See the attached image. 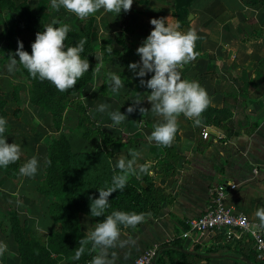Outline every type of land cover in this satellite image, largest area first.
I'll return each mask as SVG.
<instances>
[{
  "label": "rangeland",
  "instance_id": "374dc122",
  "mask_svg": "<svg viewBox=\"0 0 264 264\" xmlns=\"http://www.w3.org/2000/svg\"><path fill=\"white\" fill-rule=\"evenodd\" d=\"M175 2L179 5L184 0H133L128 12L122 10L117 15L101 9L86 19H79L63 7L59 11L53 9L51 0H0V118L7 120L6 142L20 144L22 149L16 163L7 168L0 167V242L8 247L2 256L5 264H21L26 250H29L30 256H38L40 264H85L96 255L90 251V244L87 260L74 259L77 250L75 241L81 235L88 236L97 223L91 215L73 209L64 178V148L67 145L72 152L104 148L95 132L97 128L120 142L105 147L111 154V166L119 173L115 165L121 157L128 158L126 149L138 145L140 150L152 142L148 129L143 125L145 117L139 111L141 104L133 105L137 90L145 97L150 95V90L140 85V78L128 69V65L139 62L140 57L135 54L130 56L132 54L123 49L115 38H121L128 47L136 50L153 30L149 21L158 19L159 10L166 12L167 7L173 16ZM53 20L58 21L53 27L60 24L70 26L66 46H75L82 38L87 41L82 56L89 61V71L72 90L63 93L48 81L31 78L19 64L13 72L7 68L9 54L17 50V41L22 42L23 50L31 54L36 33L42 32ZM136 21L141 28L138 31H135ZM190 21L191 18L184 19L181 25ZM108 48H112L111 54ZM13 58L18 60V57ZM97 63L102 65L99 73L92 71ZM262 66L263 63L246 81L241 70L228 63L221 73L227 79L225 89L233 87L230 79L233 78L234 84H239L250 99L264 96ZM231 68L234 69V76L228 72ZM109 72L124 79L125 87L118 95L112 94L109 89ZM239 103L236 110L241 114L242 103ZM102 104L110 107L100 112L98 108ZM80 105L86 108L90 123L80 119ZM130 106L135 109L131 114L126 111ZM113 111H120L127 116V120L114 125L108 115ZM34 156L39 165L36 175L31 178L21 176L19 168ZM154 157L157 160L155 163H147L151 174L140 176L161 186L165 199L159 202L160 208V203L167 197L163 191L164 182L173 174L167 171L166 157H161L160 153ZM133 177L128 181L135 183ZM89 197L93 198V195L84 194L82 204L90 211ZM106 211H123V197H118ZM123 228L120 227L121 237ZM174 234L172 232L171 238ZM165 241L151 240L144 248Z\"/></svg>",
  "mask_w": 264,
  "mask_h": 264
},
{
  "label": "crops",
  "instance_id": "0c3cea01",
  "mask_svg": "<svg viewBox=\"0 0 264 264\" xmlns=\"http://www.w3.org/2000/svg\"><path fill=\"white\" fill-rule=\"evenodd\" d=\"M166 9V12L159 10L161 14L158 19L170 17L175 20L169 7ZM186 11L191 14V21L181 25L180 31H196L200 39L195 51L199 52V56L179 69L180 74L184 79L199 82L211 98L209 106L222 108L227 79L221 73L225 66L233 63V68L243 70L249 80L255 74L258 61L264 57V9L254 0H191L186 5ZM135 26V31H138L140 27L137 21ZM233 68L228 69L232 76ZM152 75L146 74L145 81ZM230 79L234 88L239 86L234 84L233 78ZM137 93L143 98L141 107L149 110L143 114V125L151 135L153 125L163 123V118L150 111L151 105L142 92L137 90ZM235 98L236 102L242 103V113L230 108L229 119L234 122V127L228 136L225 133V119L220 121V125L201 123L200 130H195L193 119L183 114L178 117V131L170 147L179 157L173 161L167 158V169H170L169 172L172 170L173 175H169L164 182L166 200L160 203L155 217L146 218L135 228H123L121 240H134L135 245L109 249V258L112 252L117 253L115 264H123L133 258L148 241H165L171 238L172 232H180L184 219L202 211L210 188L219 182L235 184V188L227 193L225 204L260 224L254 213L257 208L264 207V96L252 100L236 94ZM201 131L206 132L205 137L200 135ZM138 147H130L126 152L123 149L126 155H129V150L141 153L137 166L155 163L157 160L154 156L158 153L164 157L161 146L154 141L145 144L143 149L139 150ZM126 159H131V156ZM181 243L188 254L187 264H245L228 257H198L192 248L195 244ZM209 245L213 251L220 246L247 251L252 247L248 240L226 237L224 232L217 242L210 240L200 246ZM173 255L177 256L176 253Z\"/></svg>",
  "mask_w": 264,
  "mask_h": 264
},
{
  "label": "clouds",
  "instance_id": "9594fccd",
  "mask_svg": "<svg viewBox=\"0 0 264 264\" xmlns=\"http://www.w3.org/2000/svg\"><path fill=\"white\" fill-rule=\"evenodd\" d=\"M133 0H51V7L57 11L63 7L67 12L74 14L79 19H86L103 9L107 13L119 15L121 11H130ZM153 30L143 41L142 46L136 49L140 57L139 62L130 63L128 69L140 78V85L150 90L147 101L151 105L150 111L163 118V123L153 125L149 140L158 146L170 147L178 131V117L183 114L186 118L193 119L194 126L202 123L201 114L211 104V98L198 81L182 78L179 69L195 61L199 52L195 51L196 42L200 39L195 30L180 31V22L168 18L151 19ZM53 20L42 32H37L35 42L31 44V54L23 50V44L17 41V50L9 54V72L17 70L21 65L27 70L30 77L40 81L50 82L57 91L72 90L78 80L89 71V61L82 56L86 38L80 39L75 46H66L65 41L70 31L68 24H60ZM109 54L112 48H108ZM18 57V60L13 58ZM102 65L97 63L92 70L99 73ZM152 73L150 79L145 81L146 74ZM110 81L109 89L112 94L118 95L125 87L124 79L115 73H107ZM137 94L133 105H139L143 98ZM110 106L102 104L98 111L104 112ZM134 107L127 108L131 114ZM140 113L146 114L149 110L140 107ZM114 125H119L127 120V116L120 111L109 112ZM7 120L0 118V167L7 168L16 163L22 154L21 145L7 143L5 133ZM131 159L121 157L115 167L119 173L112 177L111 186L98 190L99 198L91 201L90 214L93 217H102L110 207L109 196L117 191H123L131 176L139 178L141 174H151L149 165L137 166L139 151L129 150ZM50 163V161H49ZM38 160L34 156L19 168V174L24 177H34L38 171ZM151 213H135L113 211L102 222L98 223L87 238L79 241L80 247L75 251L74 259H79L86 251V246L91 244V252H95L90 264H115L117 253L112 252L109 258V249L124 248L135 245L134 240H121L120 227L135 228L145 222ZM261 225H264V207H259L254 213ZM6 244L0 242V257L7 252ZM127 259V255L125 256Z\"/></svg>",
  "mask_w": 264,
  "mask_h": 264
},
{
  "label": "trees",
  "instance_id": "16d2710c",
  "mask_svg": "<svg viewBox=\"0 0 264 264\" xmlns=\"http://www.w3.org/2000/svg\"><path fill=\"white\" fill-rule=\"evenodd\" d=\"M189 2H191V0H184V2L179 5L177 4L178 2H175L172 15L173 17H175V20H178L180 22V25L182 24L181 22L184 19L186 20V5ZM254 2L259 3L264 9V0H254ZM115 41L127 52L131 53L132 55H137L136 50L128 47L121 38H115ZM262 63V67L264 68V57L258 61L255 68V73L256 71H258L257 68ZM241 74L246 81H249L248 79H246L243 70H241ZM230 90H224V104L222 108L217 109L208 106L207 109L201 114L202 123L209 122L215 125H220V121L225 119L226 122L224 123V126L226 136L231 134L234 127V122L232 123L229 119L231 113L230 108H235L236 110L238 105H240L239 102L235 101V95L237 94L243 97L250 98L248 95L244 94V91L242 90L240 85L236 88L231 87ZM78 111L80 119L82 121H85V123H90V118L88 116L86 108L80 105ZM194 129L200 130V126H194ZM95 132L101 138L104 148L96 147L91 151L72 152L66 145L64 148L63 157L65 184L71 197L73 209L76 212H83L89 215H91L89 209L82 204L84 194H92L94 199L99 198L98 190L101 188H105L106 186H111L112 177L118 174V172L115 171L111 166V154L105 147L110 144L120 142L117 139L109 137L107 133L102 132L97 128H95ZM200 135H202V131L200 132ZM161 149L164 153V157L170 158L172 161L179 157L172 147L161 146ZM139 165L144 164L141 163ZM169 170L167 169L168 172ZM170 174H172V170ZM133 178L135 179V183L128 181L126 187L122 192L117 191L109 196L108 199L110 206L116 201L118 197H123V211L135 212L137 214L143 212L151 213V216L155 215L159 210V202L165 199V197H163L161 194V186L147 177L143 178L142 176H139V178H137L136 176H134ZM111 213V211H109V213L105 211V214L102 217H92L98 224ZM184 228L185 225L182 229ZM179 233L180 232L175 233L169 241L162 242L156 246L153 264H187L188 254H186V252L182 248L181 241H183V239L179 236ZM221 237L222 233L220 232L214 235L211 240L215 243L217 242V240H220ZM84 238H87V236L81 235V237L78 238L77 242L75 241L77 249L80 247L79 241ZM241 239L248 240L249 243H251V240L249 238L241 237ZM88 246H90V243L86 246L85 253L79 259L87 260L89 258V256L87 255L89 253ZM211 247L212 246L210 245L200 246L198 244H195L192 248L193 252L198 257L201 255H214L218 257H228L245 264H262L257 259L252 247L248 251L247 249H230L228 246H220L213 251L211 250ZM19 250L20 249H18V251ZM175 253L177 254V256L173 255ZM86 255L87 258H85ZM21 261V264H40L39 257L30 256L29 250H26V254L24 258H21ZM0 264H5L2 257H0Z\"/></svg>",
  "mask_w": 264,
  "mask_h": 264
},
{
  "label": "built area",
  "instance_id": "2783aa9c",
  "mask_svg": "<svg viewBox=\"0 0 264 264\" xmlns=\"http://www.w3.org/2000/svg\"><path fill=\"white\" fill-rule=\"evenodd\" d=\"M206 132L202 131V137ZM235 188L231 182H219L209 190V197L202 211L184 219L185 228L179 236L190 245H203L217 233L226 237H246L251 240L257 259L264 264V225L250 220L244 213L235 212L225 204V197ZM156 246L150 245L123 264H150L155 258Z\"/></svg>",
  "mask_w": 264,
  "mask_h": 264
},
{
  "label": "water",
  "instance_id": "95a60500",
  "mask_svg": "<svg viewBox=\"0 0 264 264\" xmlns=\"http://www.w3.org/2000/svg\"><path fill=\"white\" fill-rule=\"evenodd\" d=\"M186 18H187V20H189L191 18V14H187ZM153 262H154V258L151 260L150 264H153Z\"/></svg>",
  "mask_w": 264,
  "mask_h": 264
}]
</instances>
